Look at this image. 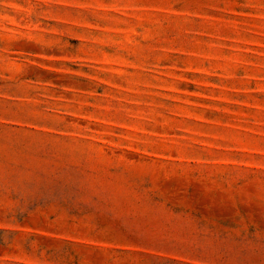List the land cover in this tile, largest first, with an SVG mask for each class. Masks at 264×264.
<instances>
[{
    "label": "rangeland",
    "instance_id": "rangeland-1",
    "mask_svg": "<svg viewBox=\"0 0 264 264\" xmlns=\"http://www.w3.org/2000/svg\"><path fill=\"white\" fill-rule=\"evenodd\" d=\"M0 264H264V0H0Z\"/></svg>",
    "mask_w": 264,
    "mask_h": 264
}]
</instances>
